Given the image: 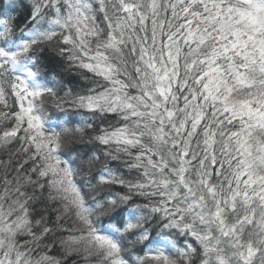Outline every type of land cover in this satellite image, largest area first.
<instances>
[{"label": "snow or ice", "instance_id": "6c2138e0", "mask_svg": "<svg viewBox=\"0 0 264 264\" xmlns=\"http://www.w3.org/2000/svg\"><path fill=\"white\" fill-rule=\"evenodd\" d=\"M0 150V264H264V0H9Z\"/></svg>", "mask_w": 264, "mask_h": 264}, {"label": "trees", "instance_id": "16d2710c", "mask_svg": "<svg viewBox=\"0 0 264 264\" xmlns=\"http://www.w3.org/2000/svg\"><path fill=\"white\" fill-rule=\"evenodd\" d=\"M9 0H0V6L8 3ZM23 3L27 6H30L32 3V0H23ZM25 13V8H21L19 12L13 13L14 15L20 16L21 21L23 20ZM23 26V25H22ZM42 58L45 62L44 64V71L49 73L48 78L51 80H54V82H59L61 85H66L67 87H72L73 84L79 85V88L76 89L77 91L81 89H87L90 87H93V84L90 82L89 79L85 78V74H82L79 71L68 69L67 65L63 63V58L59 55L58 50L55 51H45L42 53ZM88 77L91 76V74H86ZM52 86V85H50ZM62 95V92L59 93ZM11 103V100H10ZM46 111L49 115L50 122H53L52 126H54V122H57L59 120H68L71 119L74 122L78 123L81 115L80 110L71 107L70 105H63L62 108H56L53 102L51 101V98H48L47 103L45 105ZM83 115H86V113H83ZM95 122L97 124H101V120L99 118H94ZM105 123H103V126H107L108 123H114L115 118L111 115H108L105 117ZM90 135L94 133H89ZM20 147L19 143H14L10 146L8 149V152L14 153L18 148ZM94 143L90 142L87 138L76 145H68L64 150L65 151H72L73 154L77 151H86V150H94ZM0 159H7V153L0 150ZM115 167L116 165H112ZM117 191L120 189L117 188ZM46 196L47 193H44ZM36 196L38 198H41V193L39 190L36 191ZM36 207L40 208L42 205L37 202ZM55 205H52V208H54ZM48 218L50 221L55 220V213L49 210ZM45 243H49V241H45ZM52 255L59 256V246H57L51 253ZM64 264H84V261L76 256V255H69L65 258Z\"/></svg>", "mask_w": 264, "mask_h": 264}]
</instances>
